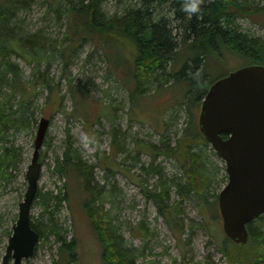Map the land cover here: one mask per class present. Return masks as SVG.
Listing matches in <instances>:
<instances>
[{"label":"rangeland","instance_id":"374dc122","mask_svg":"<svg viewBox=\"0 0 264 264\" xmlns=\"http://www.w3.org/2000/svg\"><path fill=\"white\" fill-rule=\"evenodd\" d=\"M43 1L37 0L31 10L19 14L24 22L22 27L29 33L44 30L60 51L69 45L65 37L69 28L67 19L59 20L48 11L49 5ZM249 1L256 7L264 6V0ZM104 8L110 14L123 11L114 0H107ZM160 12L172 20L169 7L160 8ZM239 24L244 31L264 37V14L256 15L254 20L241 18ZM124 49L126 56L123 52L117 57L116 47L104 49L90 40L67 48L64 56L60 52L55 54L49 64L43 60L31 64L19 56L13 57L22 72V89L31 84L30 94L25 95L29 98L25 106L33 115L28 128L11 134L10 145L20 149L21 159L17 167L10 170L9 181L0 179V264H3L13 226L19 218L20 204L29 186L27 171L43 117L51 122L41 148L43 168L31 210L32 223L49 224L50 214L43 205L48 194L58 195L63 191L62 195L68 194L69 202H63L59 207L52 202L49 210L62 227L63 240L49 235L40 241L35 255L24 260L23 264H106L104 244L86 208L90 195L82 176L71 171L68 177H63L55 169L57 159H65L70 144L72 150L78 152L83 167L95 166L90 186L99 194V203L95 205L103 203L106 211H111L127 245L140 251L142 256L138 264H243L248 260L246 256L251 255L252 243L239 247L231 240L227 241L218 199L229 177L226 162L210 143L202 146L209 159L208 172L212 177L209 201L216 202L215 210L202 207L196 197L185 198L179 204L177 215L181 228L175 232L159 213L154 201L145 196L143 189L147 186L152 189L158 178L142 171L144 163L149 166L155 160V166L167 177L176 182L184 179L183 160L159 151L164 150L163 134L168 137L171 147H177L189 121L188 115L178 106L185 97L182 95L185 87L180 88L171 82L158 90L152 84L143 95L139 93L141 98L136 100L132 112L131 96L137 86L130 73L135 64V53L130 45ZM222 58L224 63L211 66L212 81L250 64V60L227 51ZM42 76L51 82L56 92L50 100L47 88L34 84L37 77L38 83H42ZM5 91L6 95L13 94L10 89ZM74 94H77V104ZM21 98L19 92L12 95L15 111ZM53 99L58 100L61 108L53 103ZM200 112L201 104L195 110L197 122ZM112 127L119 129L127 151L118 150L113 144ZM147 148L159 152L156 159ZM99 152L102 157L97 156ZM104 157L108 159L104 160ZM108 166L112 171H108ZM178 199L173 190L170 203ZM203 218L208 219L206 225ZM64 241L74 243L72 251L62 250ZM237 255L243 256L242 260H234ZM13 263L14 259L9 264Z\"/></svg>","mask_w":264,"mask_h":264},{"label":"trees","instance_id":"16d2710c","mask_svg":"<svg viewBox=\"0 0 264 264\" xmlns=\"http://www.w3.org/2000/svg\"><path fill=\"white\" fill-rule=\"evenodd\" d=\"M106 1H43V4L49 5V12L54 13L59 20L65 17L69 25L65 34L69 45L58 51L44 30L29 33L22 27L24 22L19 14L31 10L37 0H0V179L9 181L12 175L10 170L15 169L21 159L20 149L10 145L11 134L28 128L33 115L29 107L25 106L29 100L25 95L30 94L31 84L22 89V72L13 57L19 56L31 64H38L42 60L49 64L55 54L60 52L64 56L67 48H74L76 44L83 45L90 40L104 49L113 50L116 47L118 57L123 52L126 56L124 48L130 45L135 53V64L130 75L137 86L131 96L132 112L136 100L141 98L139 93L143 95L152 84L158 90L171 82L180 88L185 87L182 94L185 97L178 106L179 110L188 115L189 121L187 120L177 147H171L168 137L163 134L161 143L164 150L159 151L183 160L184 179L176 182L167 177L164 171L155 166V160L149 166L146 163L142 165L143 172L158 178L152 189L149 186L143 189L145 196L154 201L159 213L176 232L181 228L177 218L179 204L185 198L196 197L202 207L215 210L216 202L209 201L212 191V177L208 172L209 159L202 146L209 142L200 130L199 118L198 122L195 120V110L202 105L211 85L224 77L212 81L210 70L212 64L224 63L222 56L225 51L250 60L249 65H264V37L244 31L239 24L241 18L254 20L256 15L264 14V6L256 7L249 0H200L199 11L189 14L184 9L189 0H114L123 11L110 14L104 8ZM164 7H169L172 20L161 15L160 8ZM41 78L42 83H38L37 77L34 84L47 88V98L50 100L56 95L54 87L44 76ZM6 89H10L13 94H21L23 99L19 101L17 111L11 101L13 94L6 95ZM76 96L74 94L77 104ZM53 103L61 108L58 100L53 99ZM111 135L118 150L127 151L125 139L119 129L112 127ZM194 144L196 147H192ZM70 145L65 152V159H57L55 169L63 177H68L71 171L82 176L90 195L86 208L104 244L105 263L138 264V259L142 256L140 251L127 245L111 211H106L103 203L95 205L99 203V194L90 187L92 169L95 166L83 167L78 152H74ZM147 149L156 159L159 152ZM101 153H97V156L102 157ZM107 169L112 171L111 166ZM173 190L177 192L179 199L171 204ZM62 192L52 196L48 194L50 197L44 199L45 211L50 214L49 224L42 225L40 221L32 223V227L40 234V241L49 235L63 240L62 227L54 219L53 211H49L52 202H56L58 207L63 202H69L68 194L62 195ZM207 220L203 218L204 225ZM248 229L250 238L247 244L238 245L234 242L239 247L252 243V253L246 256L248 260L243 264H264V215L251 222ZM229 240L231 239L227 237V241ZM73 246V242L64 241L62 250L72 251ZM242 258L243 256L237 255L233 259Z\"/></svg>","mask_w":264,"mask_h":264},{"label":"water","instance_id":"95a60500","mask_svg":"<svg viewBox=\"0 0 264 264\" xmlns=\"http://www.w3.org/2000/svg\"><path fill=\"white\" fill-rule=\"evenodd\" d=\"M50 122L43 117L37 130L27 171L29 186L3 264L12 259L13 264H23L35 255L40 243V234L32 227L31 210ZM199 126L226 162L229 180L218 199L223 229L233 242L245 245L250 238L248 225L264 215V65H247L213 83L202 101Z\"/></svg>","mask_w":264,"mask_h":264},{"label":"clouds","instance_id":"9594fccd","mask_svg":"<svg viewBox=\"0 0 264 264\" xmlns=\"http://www.w3.org/2000/svg\"><path fill=\"white\" fill-rule=\"evenodd\" d=\"M184 9L189 14L198 12L200 9V0H189V2L185 3Z\"/></svg>","mask_w":264,"mask_h":264}]
</instances>
